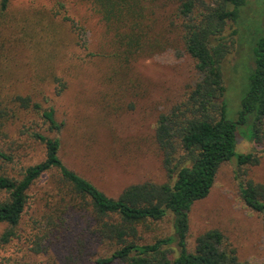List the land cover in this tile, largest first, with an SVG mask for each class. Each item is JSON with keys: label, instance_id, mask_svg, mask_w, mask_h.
I'll return each mask as SVG.
<instances>
[{"label": "trees", "instance_id": "1", "mask_svg": "<svg viewBox=\"0 0 264 264\" xmlns=\"http://www.w3.org/2000/svg\"><path fill=\"white\" fill-rule=\"evenodd\" d=\"M83 1L110 36L106 92L125 97L135 85L128 78L131 65L140 58L175 50L194 60L197 79L161 112L155 127L166 181L130 184L112 197L65 164L64 122L55 97L67 86L55 43L60 49L68 41L55 36L52 25L38 22L35 27L11 17L10 0H0V225H9L0 233V246L17 237L31 191L48 175L33 253L43 252V244L48 251L49 244L59 243L61 264H82L97 244L106 254L96 264H247L217 228L199 234L192 250L188 235L192 206L209 195L222 165L235 159L240 169H247L264 155V0H176L170 10L159 0ZM247 20L254 21L251 72L239 116L231 120L223 66L239 47ZM229 27L233 30L227 32ZM41 36L54 38L46 43ZM23 49L29 51L26 62L19 59ZM247 126L255 150L238 153V134ZM39 150L43 158L25 165ZM237 178L243 201L264 219V184L242 174ZM167 218L170 232L148 240L146 233ZM0 264L12 263L2 258Z\"/></svg>", "mask_w": 264, "mask_h": 264}, {"label": "rangeland", "instance_id": "2", "mask_svg": "<svg viewBox=\"0 0 264 264\" xmlns=\"http://www.w3.org/2000/svg\"><path fill=\"white\" fill-rule=\"evenodd\" d=\"M159 2H165L170 10L176 0ZM9 8L11 17L19 21L24 18L25 23H33L35 27L38 22L52 25L55 36L68 41V45L60 49L55 43L56 63L67 86L63 94L55 97L58 117L64 122L60 137L65 164L112 197H117L130 184L166 181L162 157L154 142L155 127L161 112L168 111L179 101L186 86L197 79L193 58L185 52L168 50L136 60L128 73L135 85L125 97H116L106 92L109 81L105 77L111 66L106 53L110 36L88 3L83 0H10ZM253 23L246 21L248 25L244 26L239 47H234L223 66L226 115L231 120H237L241 99L248 89L253 59L249 35ZM232 30L229 27L227 32ZM41 37L46 43H52L54 38ZM19 59L28 61L29 51L23 49ZM241 132L237 152L254 151L252 129L247 126ZM43 156L39 150L26 158L24 164L38 162ZM237 174L264 184V155L258 165L247 169H240L235 159L222 165L209 195L192 206L188 247L194 248L202 232L217 228L224 234L225 244L237 250L241 262L264 264V219L243 201ZM48 179V175H44L31 191L29 205L16 228L17 237L0 246V260L5 258L12 264H61L63 254L59 243L49 244L48 251V244H43L45 250L40 254L30 248L39 232L35 221H42L43 191ZM170 226V218H167L146 233V238L152 240L166 235ZM7 228L8 224H1L0 233ZM93 248L95 253L82 264H96L95 259L106 254L97 244Z\"/></svg>", "mask_w": 264, "mask_h": 264}]
</instances>
